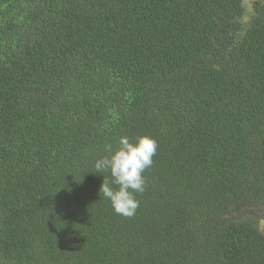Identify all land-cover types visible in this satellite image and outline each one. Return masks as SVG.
Masks as SVG:
<instances>
[{
	"label": "trees",
	"instance_id": "16d2710c",
	"mask_svg": "<svg viewBox=\"0 0 264 264\" xmlns=\"http://www.w3.org/2000/svg\"><path fill=\"white\" fill-rule=\"evenodd\" d=\"M145 134L118 215L93 165ZM262 220L264 0H0V264H264Z\"/></svg>",
	"mask_w": 264,
	"mask_h": 264
},
{
	"label": "clouds",
	"instance_id": "9594fccd",
	"mask_svg": "<svg viewBox=\"0 0 264 264\" xmlns=\"http://www.w3.org/2000/svg\"><path fill=\"white\" fill-rule=\"evenodd\" d=\"M157 147L150 135H141L135 142L121 136L116 147L106 144L108 154L94 162L95 173H110L111 179L103 176L99 193L111 202L116 214L135 215L140 204L137 195L145 191L144 172L152 166Z\"/></svg>",
	"mask_w": 264,
	"mask_h": 264
},
{
	"label": "rangeland",
	"instance_id": "374dc122",
	"mask_svg": "<svg viewBox=\"0 0 264 264\" xmlns=\"http://www.w3.org/2000/svg\"><path fill=\"white\" fill-rule=\"evenodd\" d=\"M251 1L253 0H244V2H247L248 4H250ZM259 226H260L261 231L264 232V220L260 221Z\"/></svg>",
	"mask_w": 264,
	"mask_h": 264
}]
</instances>
